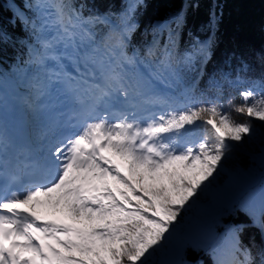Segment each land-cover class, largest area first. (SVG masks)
Returning <instances> with one entry per match:
<instances>
[{"label":"snow or ice","instance_id":"obj_1","mask_svg":"<svg viewBox=\"0 0 264 264\" xmlns=\"http://www.w3.org/2000/svg\"><path fill=\"white\" fill-rule=\"evenodd\" d=\"M142 2L131 0L122 14L125 28L116 46L129 65L136 64V57H128L123 49L135 27L130 23L132 13ZM33 7L38 12L49 10L41 13L42 17L54 14L70 41L76 37L73 29L79 27L92 38L89 26L106 22L98 16L85 17L75 5L69 7L67 0H37ZM65 19L70 28L64 26ZM29 23L34 30H43L47 19L39 29L35 21ZM42 46L48 49L53 43L44 41ZM149 54L155 52L150 50ZM50 58L59 59L54 54ZM159 62L165 70L174 71L173 53L167 48ZM74 80L69 74L68 83ZM60 83L58 78L51 80L53 87ZM87 91L91 104L79 131L57 137L41 147L35 159L24 162L33 179L20 191L7 194L19 181L16 175L0 189V264H153V257L165 249L183 220L182 214L199 200L222 169L229 141L250 137L252 119L264 122L262 81L241 90L242 103L232 105L235 112L250 118L243 121L234 119L218 102L170 107L153 114L146 124L129 119L123 111L110 113L108 109L121 102L132 103L131 96L141 95L138 85L118 73L103 75L102 82L90 84ZM145 103L168 101L149 97ZM110 115L114 118L109 119ZM198 121L204 134L193 141L190 133ZM3 150L0 139V152ZM122 167L132 179L122 173ZM230 211H244L252 226L264 233V188L260 191L259 215L247 203H239ZM48 214L64 215L72 223L47 219ZM244 227L226 228L233 257L227 264H264V250L256 254L257 260L251 248L241 245ZM189 249L199 252L203 244L195 236L180 240L175 249L180 258L167 264H192L186 259ZM213 264L226 262L217 258Z\"/></svg>","mask_w":264,"mask_h":264},{"label":"trees","instance_id":"obj_2","mask_svg":"<svg viewBox=\"0 0 264 264\" xmlns=\"http://www.w3.org/2000/svg\"><path fill=\"white\" fill-rule=\"evenodd\" d=\"M32 1L0 0V79L12 77L20 80L22 71H26L28 67L26 61L29 59L33 39L37 37V32L29 21H35L36 26L39 22V16L32 10ZM130 2L131 0H75L73 4L85 17L106 16L113 21V27L106 22L90 25L99 35L100 50L106 60L120 57V63L125 62L120 55L121 49L116 44L125 28L122 14ZM15 6L25 11L27 23L19 20ZM130 23L135 27L128 36L123 51L128 57H132L134 52L143 65L159 73L183 100L177 102L178 106L188 107L186 100L196 98L199 89L207 88L217 89L219 98L224 103L229 96L233 97L234 102L241 103L240 91L253 87V83L247 84L242 75L254 61H258L256 56L264 46V0H143L132 13ZM155 40L158 43L152 46ZM166 48L173 53L174 71L165 70L160 65L159 60ZM150 50L155 55H150ZM17 61H20L22 71L19 70ZM130 66L134 74L135 67ZM21 86L28 90V86ZM253 90L258 91L256 88ZM194 128L195 125L192 126V132ZM256 182L255 188L246 189L251 194L240 203H247L259 215L264 173L257 177ZM226 217L228 222L222 225V231L213 229L206 239H202L203 250L187 251L186 259L192 264H213L215 247L227 237L228 225H244V228L252 231V239L261 242V230L252 226L244 211H228ZM240 241L249 248L248 242ZM175 249L176 247H170L159 264L171 261ZM231 251L230 245L227 257L222 260L226 264L232 260ZM179 258L177 256L176 259Z\"/></svg>","mask_w":264,"mask_h":264},{"label":"rangeland","instance_id":"obj_3","mask_svg":"<svg viewBox=\"0 0 264 264\" xmlns=\"http://www.w3.org/2000/svg\"><path fill=\"white\" fill-rule=\"evenodd\" d=\"M34 1L35 2L33 4L37 2V0ZM40 1L41 0H39V2ZM45 2L47 3L48 0H45ZM52 2H60V0H52ZM74 2L75 0H68L67 4L70 7L74 4ZM33 11H35L37 13L36 15L41 18V13H47L44 9H41L40 12H38L34 7ZM15 13L18 16L19 20L25 21L23 11L16 6ZM49 17L50 15L43 16V19H47L48 22L43 30H39L40 33H43V31H45L46 29L51 30V28H53V25H51L52 22H49ZM55 22L58 26L59 24H57V21ZM41 23L42 22L38 24V29ZM157 43L158 41L155 40L152 43V46L156 45ZM86 52L87 56L96 55L99 58L102 55L100 46L96 41H93L91 43V46L86 49ZM256 58L258 59V61H254V64L251 65L250 68L245 72V74L242 75V77L245 76L247 84L253 83L254 81L264 82V46L257 54ZM107 68H110L112 70L114 68L113 63L111 62L110 64H108ZM109 70L105 71V75L111 72V70ZM30 71L31 70H28V72L22 75L20 81H22L24 85L28 84L30 89H34L31 83L28 82ZM122 71L127 73L130 70L129 68H124ZM4 84L5 82L0 83V87L2 89H4ZM6 86H9V84H6ZM245 89H247V87ZM26 99L28 100V98ZM130 100L132 101V103H138L137 96H133V98H131ZM230 100L232 101L231 105L229 104ZM186 101L189 103L188 107L198 106L201 103L207 104L209 102H218L224 105V111L230 112L234 119L238 121L244 120V115L235 112L232 107V105H237L240 103L234 102L232 96H229L225 103L222 102V100L219 98L218 90L215 88H207L205 90L199 89L196 98H191L189 101ZM23 105L30 108V100H28V102H25ZM33 119H35L34 116ZM195 126L196 128H194L193 130L194 132L190 136V139H192L193 141L199 140L204 134L202 122L198 121L197 125ZM260 131L261 130L259 129V132ZM229 144L230 147L225 153L226 155H228V157L222 162V169L219 170L218 175L215 176L214 181L206 188L205 192L200 196L199 200H196L192 204L191 208L186 214H182L183 220L176 227V230L174 231L172 237H170L169 244L166 245L165 249L157 253L153 257V264H159L161 257L170 251V247L174 249V247H176V244L186 237L195 236L202 242V239H206V236H208L210 231H212L213 229L217 230L218 232L222 231L224 229L222 225L228 222V218L226 217L228 211H230L233 206L239 204L242 200H244L245 197L250 196L251 191L246 190L248 187H256L257 177L261 173H264V132L261 133V135L258 134L256 142L249 143L245 140L241 141V143L229 141ZM121 171L125 176L129 177V179H132L130 173L125 168L122 167ZM55 215L59 220H64L62 218H65L67 222L69 220L71 221V219L67 218L64 215H62V218L61 214ZM262 236L263 238L261 239V242L258 243L252 239V231L244 228L240 233V240L248 242L249 248H251L253 254L256 255L264 250V233H262ZM229 249L230 244L228 238L225 237L222 239V243L215 247V259H225L229 253ZM174 254L175 255L173 256L172 260H176L177 258L176 252ZM75 255L79 256L78 253H75ZM240 258L242 259V257ZM256 258L257 260H259L258 255H256Z\"/></svg>","mask_w":264,"mask_h":264},{"label":"bare ground","instance_id":"obj_4","mask_svg":"<svg viewBox=\"0 0 264 264\" xmlns=\"http://www.w3.org/2000/svg\"><path fill=\"white\" fill-rule=\"evenodd\" d=\"M34 1V0H33ZM33 1L31 2V3H33ZM43 11V10H42ZM54 19L56 20V17H55V15H54ZM66 25H68L66 22H64ZM55 31H58L59 32V30H55ZM57 36V35H56ZM5 99H9V96L7 95V96H5ZM112 108H110V110H111ZM110 110H108V111H110ZM246 119H250V118H248V117H246V116H244V120H246ZM251 123H252V127H253V133L250 135V137H245V141H247V142H249V143H253V142H256V140H257V137H258V134L259 135H261V133H263L264 132V122H261V121H259V120H254V119H252L251 120ZM259 129L261 130L260 132H259ZM241 143V142H240ZM229 154V153H228ZM231 155V154H230ZM229 155V156H230ZM228 157V155H226L225 154V157H224V159L222 160V162L226 159ZM47 219H57V220H59L58 219V217L56 216V215H51V214H48L47 215V217H46ZM64 220V222H67V220L65 219V218H63ZM66 220V221H65ZM70 221V220H69ZM67 222V223H72V221H70V222Z\"/></svg>","mask_w":264,"mask_h":264}]
</instances>
